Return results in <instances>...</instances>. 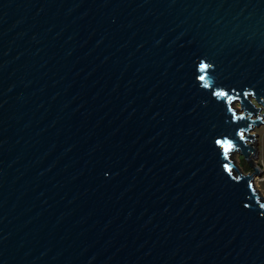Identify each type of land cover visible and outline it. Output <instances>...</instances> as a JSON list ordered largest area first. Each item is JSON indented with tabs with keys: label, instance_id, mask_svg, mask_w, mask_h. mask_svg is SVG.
<instances>
[{
	"label": "water",
	"instance_id": "95a60500",
	"mask_svg": "<svg viewBox=\"0 0 264 264\" xmlns=\"http://www.w3.org/2000/svg\"><path fill=\"white\" fill-rule=\"evenodd\" d=\"M197 57L264 92V0H0V264H264Z\"/></svg>",
	"mask_w": 264,
	"mask_h": 264
},
{
	"label": "snow or ice",
	"instance_id": "6c2138e0",
	"mask_svg": "<svg viewBox=\"0 0 264 264\" xmlns=\"http://www.w3.org/2000/svg\"><path fill=\"white\" fill-rule=\"evenodd\" d=\"M217 66L214 61L207 57H197L190 68L191 76L196 87L206 96V103L211 102L218 109L223 110V127L216 128L210 139L212 147L219 157L221 153L225 160L229 159V152L234 149L241 141L247 143L249 137L245 135V127L241 126V121L252 117L254 114L256 120L264 123V115L260 114L259 107L264 106V92H261L254 85H245L242 87L225 86L218 83L216 76ZM252 97L255 100L251 99ZM252 123H255L253 121ZM252 123L246 125L247 128L252 127ZM231 125L233 131L228 132L227 126ZM221 167L226 178L234 181H246V188L254 191V185L251 178H244L234 174L233 166L221 161ZM251 196V193H250ZM243 203V202H242ZM244 208H250L251 204L243 203ZM259 207L264 209V203H260ZM264 215V212L261 213Z\"/></svg>",
	"mask_w": 264,
	"mask_h": 264
},
{
	"label": "rangeland",
	"instance_id": "374dc122",
	"mask_svg": "<svg viewBox=\"0 0 264 264\" xmlns=\"http://www.w3.org/2000/svg\"><path fill=\"white\" fill-rule=\"evenodd\" d=\"M256 106L263 108L261 105H258V104ZM252 134H255V135L257 134V141H258L257 147L259 151V154L254 161L256 165H259L263 171L261 176H256L254 178V183H255L256 189H258L261 195L264 197V124H262V126L260 127H256L254 131H252ZM234 159H235L236 165H238L241 168L243 174H250L253 171L249 162L246 160L244 156L237 154L234 157Z\"/></svg>",
	"mask_w": 264,
	"mask_h": 264
}]
</instances>
